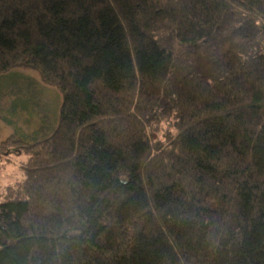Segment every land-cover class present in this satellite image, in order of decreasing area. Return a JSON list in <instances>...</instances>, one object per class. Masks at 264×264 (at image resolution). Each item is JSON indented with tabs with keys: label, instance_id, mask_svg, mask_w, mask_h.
<instances>
[{
	"label": "trees",
	"instance_id": "trees-1",
	"mask_svg": "<svg viewBox=\"0 0 264 264\" xmlns=\"http://www.w3.org/2000/svg\"><path fill=\"white\" fill-rule=\"evenodd\" d=\"M18 67L62 105L0 143V264H264V0H0Z\"/></svg>",
	"mask_w": 264,
	"mask_h": 264
},
{
	"label": "rangeland",
	"instance_id": "rangeland-1",
	"mask_svg": "<svg viewBox=\"0 0 264 264\" xmlns=\"http://www.w3.org/2000/svg\"><path fill=\"white\" fill-rule=\"evenodd\" d=\"M61 92L45 83L28 67L14 68L0 76V143L8 137L33 142L48 137L57 127ZM24 153L11 151L0 161V193L23 180Z\"/></svg>",
	"mask_w": 264,
	"mask_h": 264
}]
</instances>
